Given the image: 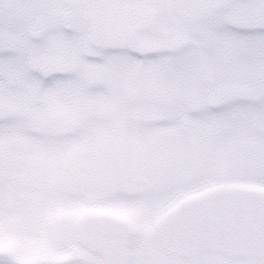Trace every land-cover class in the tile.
Instances as JSON below:
<instances>
[{
    "label": "snow or ice",
    "instance_id": "6c2138e0",
    "mask_svg": "<svg viewBox=\"0 0 264 264\" xmlns=\"http://www.w3.org/2000/svg\"><path fill=\"white\" fill-rule=\"evenodd\" d=\"M0 264H264V0H0Z\"/></svg>",
    "mask_w": 264,
    "mask_h": 264
}]
</instances>
